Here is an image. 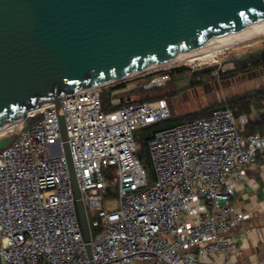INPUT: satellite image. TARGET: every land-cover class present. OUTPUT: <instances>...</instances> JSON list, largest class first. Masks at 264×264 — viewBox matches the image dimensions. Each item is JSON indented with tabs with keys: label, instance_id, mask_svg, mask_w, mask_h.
<instances>
[{
	"label": "built area",
	"instance_id": "obj_1",
	"mask_svg": "<svg viewBox=\"0 0 264 264\" xmlns=\"http://www.w3.org/2000/svg\"><path fill=\"white\" fill-rule=\"evenodd\" d=\"M170 76L169 71H157L140 85L145 90L163 87ZM101 87L67 95L58 108L51 104L34 112L16 133H0V139L14 136L0 150L3 264H241L242 244L233 230L252 213L233 199L237 194L249 197L260 187L249 170L264 176V161L258 160L264 158V136L247 133L259 115L253 111L236 116L230 108L218 107L208 116L156 132L147 142L150 176L139 157L136 135L171 118L169 103L140 100L105 111ZM127 90L125 85L112 92ZM59 115L92 258L80 225ZM113 169L116 181L110 178ZM114 189L116 197L110 195ZM116 200L117 206L110 208Z\"/></svg>",
	"mask_w": 264,
	"mask_h": 264
},
{
	"label": "water",
	"instance_id": "obj_2",
	"mask_svg": "<svg viewBox=\"0 0 264 264\" xmlns=\"http://www.w3.org/2000/svg\"><path fill=\"white\" fill-rule=\"evenodd\" d=\"M262 24L264 0H0V128L42 107L58 108L67 95L142 74ZM59 122L92 258L61 115ZM13 140L0 139V150Z\"/></svg>",
	"mask_w": 264,
	"mask_h": 264
},
{
	"label": "rangeland",
	"instance_id": "obj_3",
	"mask_svg": "<svg viewBox=\"0 0 264 264\" xmlns=\"http://www.w3.org/2000/svg\"><path fill=\"white\" fill-rule=\"evenodd\" d=\"M236 47L222 50L217 59L212 62L210 60L195 64L176 62L150 69L139 75L130 76L120 82L116 81L113 84L104 85L101 87L102 93L108 91L111 86H116L123 82L129 88V90L117 94L110 92V97L105 95V106L113 109L110 105H114V102L120 103L123 98L130 99L140 91L141 87L143 88L140 83L151 73L162 70L170 72L172 69L177 70L181 67H186L187 70L182 73L177 72L175 75L170 73V80L165 86L146 90L145 92L147 93H142L145 95H143L144 98L149 95L147 97H150L151 101L166 100L172 110V120L174 121H184L192 116H203L210 111L211 107L224 105L231 109L230 104L232 101L230 99L264 85V67H254L247 72H238L228 78L220 77V71L234 69L236 62H243L251 56L264 52V37L245 42ZM192 81H200V83L193 86ZM14 129L16 133L19 127ZM140 131L142 132L143 129H140ZM144 163L148 166L149 173L152 175L153 167L151 162L144 161ZM110 178L117 180L115 169H113V174ZM114 196L116 197V195ZM117 204L116 200L108 206L115 208Z\"/></svg>",
	"mask_w": 264,
	"mask_h": 264
},
{
	"label": "trees",
	"instance_id": "obj_4",
	"mask_svg": "<svg viewBox=\"0 0 264 264\" xmlns=\"http://www.w3.org/2000/svg\"><path fill=\"white\" fill-rule=\"evenodd\" d=\"M254 67H264V52H262L259 55L256 56H251L250 58H248L247 60L243 61V62H236L234 69H231L229 71H220V77L222 78H228L231 77L235 74H237L238 72H247L249 70H251ZM187 68L186 67H181L180 69H172L170 71L171 74L175 75V73L177 72H184L186 71ZM200 83V81H192V85H198ZM125 86V83H119L116 86H111L108 91H105L102 93V99H103V109L105 111H109V110H113L115 108H119L122 106L127 105L130 102H134V101H151L150 97H147L149 95H146V98H144V94L142 93H147L145 92L146 90H144L142 87L140 89V91H138L136 94H134L130 99L128 98H123L121 99L119 104L116 105H110L113 109H109L105 106L106 100H105V95L110 97V92H112L115 89L121 88ZM143 91V92H141ZM144 95V96H143ZM143 96V97H142ZM232 102L230 104L231 106V110H233V112L238 116L240 114H249L252 110L253 107L257 108V109H261L264 108V85L262 87L253 89L251 91H248L245 94L239 95L237 97H234L232 99H230ZM218 107H227V106H216V107H211L209 112H206L203 116H208L211 114L212 110ZM209 110V109H208ZM172 111V110H171ZM173 115V114H172ZM197 117H202V116H192L184 121H174L172 120V116L171 118H169L166 121L163 122H159V123H155L149 126H146L143 129V131L141 132L140 129L138 130L137 133V140L138 143L140 144V150H139V157L141 158V160L144 161H150V157L148 154V147H147V142L149 140V138H151L152 136H154V134L160 130L181 124L183 122H186L190 119L193 118H197ZM34 119L31 118L29 120L28 123H31ZM257 131H263L264 132V112L262 114V118L260 121H250L249 125L247 126V133H253V132H257ZM152 176V175H150ZM111 196L117 195V191L116 189L112 190V192H110Z\"/></svg>",
	"mask_w": 264,
	"mask_h": 264
},
{
	"label": "crops",
	"instance_id": "obj_5",
	"mask_svg": "<svg viewBox=\"0 0 264 264\" xmlns=\"http://www.w3.org/2000/svg\"><path fill=\"white\" fill-rule=\"evenodd\" d=\"M253 111L260 117L255 121H260L264 108L257 109L253 107L247 115L250 116ZM253 133H260L264 136L263 131ZM258 160L259 163H262L264 158L260 157ZM248 173L250 176L257 178L260 187L249 192V197L245 198L242 194H237L234 197L233 202L247 212L252 213V217L242 222L233 232L238 235L242 244L241 264H264V176L254 170H249ZM136 264L151 263L138 262Z\"/></svg>",
	"mask_w": 264,
	"mask_h": 264
},
{
	"label": "bare ground",
	"instance_id": "obj_6",
	"mask_svg": "<svg viewBox=\"0 0 264 264\" xmlns=\"http://www.w3.org/2000/svg\"><path fill=\"white\" fill-rule=\"evenodd\" d=\"M262 36L264 37V24L256 27L255 29H253L252 31H250L248 33L242 34L240 36H236L232 39H229V40H226L223 42H218V43H215L213 45L206 46L205 48L198 49L194 53L186 54V55L179 56V57L171 59V60L161 62V63L153 66L151 69L158 68V67L163 66V65L176 63V62H186L188 64H195L197 62L203 63V62H206L209 60L212 62V61H215L217 59L218 55H220L222 50L227 49V48L232 49V47L239 46L245 42L256 40ZM227 50H229V49H227ZM127 77H130V76H126L124 78H127ZM38 110H40V109L32 111L27 117L21 118L19 120H16L14 122L9 123L6 126L1 127L0 133H3L4 131H6L8 129H14L16 127L23 125L24 122L26 121V119Z\"/></svg>",
	"mask_w": 264,
	"mask_h": 264
}]
</instances>
